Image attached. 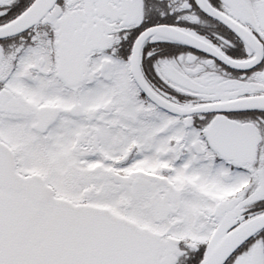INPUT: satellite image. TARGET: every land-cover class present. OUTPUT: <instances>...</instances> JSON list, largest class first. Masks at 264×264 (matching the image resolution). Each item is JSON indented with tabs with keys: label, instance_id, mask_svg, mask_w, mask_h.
<instances>
[{
	"label": "snow or ice",
	"instance_id": "obj_1",
	"mask_svg": "<svg viewBox=\"0 0 264 264\" xmlns=\"http://www.w3.org/2000/svg\"><path fill=\"white\" fill-rule=\"evenodd\" d=\"M0 264H264V0H0Z\"/></svg>",
	"mask_w": 264,
	"mask_h": 264
}]
</instances>
